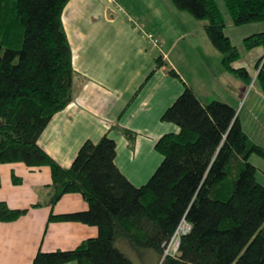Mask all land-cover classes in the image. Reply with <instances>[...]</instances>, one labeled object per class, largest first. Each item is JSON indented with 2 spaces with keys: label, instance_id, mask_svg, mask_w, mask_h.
Instances as JSON below:
<instances>
[{
  "label": "trees",
  "instance_id": "trees-1",
  "mask_svg": "<svg viewBox=\"0 0 264 264\" xmlns=\"http://www.w3.org/2000/svg\"><path fill=\"white\" fill-rule=\"evenodd\" d=\"M68 1L0 0V166H49L47 204L77 192L88 208L51 213L48 222L98 228L97 236L75 248L38 250L31 264H133L122 246L151 249L159 255L158 264H264V185L250 160L252 154L264 158V146L244 130L232 104L217 99L204 103L184 82L162 115L179 130L158 139L155 147L163 159L140 186L117 166L116 142L107 134L96 142L86 140L69 167L38 144L53 115L74 96L73 52L62 20ZM172 1L205 21L223 66L250 83L248 70L232 64L244 51L264 47V31L246 36L239 48L225 32L228 21L217 0ZM223 2L236 26L264 21V0ZM169 73L181 79L176 70ZM255 79L264 96V65ZM122 131L134 137L130 130ZM14 181L20 178L14 175ZM27 211L0 198V221L16 220ZM183 221L190 229L181 234L178 252L165 254Z\"/></svg>",
  "mask_w": 264,
  "mask_h": 264
},
{
  "label": "crops",
  "instance_id": "crops-1",
  "mask_svg": "<svg viewBox=\"0 0 264 264\" xmlns=\"http://www.w3.org/2000/svg\"><path fill=\"white\" fill-rule=\"evenodd\" d=\"M132 17L121 3L113 0L68 1L62 20L73 52L74 96L53 115L38 144L60 165L69 167L86 140L96 142L107 134L116 142L117 166L140 186L163 159L155 147L158 139L179 130L175 123L163 120L162 115L183 91L184 82L204 103L212 101V97H206L207 100L203 97L212 86L207 79L202 85L196 83V87L169 58H162L163 64L158 66V56L146 35L137 32ZM141 18L147 19L146 16ZM160 35L164 40L167 38ZM250 53L254 58L259 57L264 47L244 51L232 65L244 67L253 75L246 60ZM171 68L182 80L169 73ZM257 95L263 96L259 92L246 96L248 111L257 105ZM122 129L130 130L134 137L130 139ZM14 175L20 178L19 182L14 181ZM0 177V198L12 208H28L27 213L16 220L0 221V264H31L38 250L72 249L83 240L97 236L98 228L93 225L75 221L48 222L51 213L88 208V203L77 192L64 194L53 206L47 204L52 182L49 166L4 163L0 166ZM38 202L42 205L34 206Z\"/></svg>",
  "mask_w": 264,
  "mask_h": 264
},
{
  "label": "rangeland",
  "instance_id": "rangeland-1",
  "mask_svg": "<svg viewBox=\"0 0 264 264\" xmlns=\"http://www.w3.org/2000/svg\"><path fill=\"white\" fill-rule=\"evenodd\" d=\"M113 1L116 4L121 3L127 12L132 14L131 20L137 32L139 30L159 40L161 45L158 47L150 44L156 56L169 58V61L174 62L194 84L202 85L208 79L212 89L208 95L205 94L207 96H203L204 99L212 97L211 100L216 98L231 102L239 114L244 130L251 139L264 146L263 96H256L257 105L250 109L254 112L247 110L246 98L250 93L261 94L255 78L260 66L264 65V53L255 58L252 57L253 53L246 56V60L253 69L252 81L247 83L223 66L222 54L210 40L204 26L205 21L195 18L188 11L179 9L172 0ZM217 2L228 21L225 32L233 42L239 44V48L246 36L264 31V21L234 25L223 0H217ZM142 16H146L147 19L141 18ZM149 26L152 28H148ZM160 34H164L167 38L164 40ZM254 62H257L255 66ZM210 72L212 74L208 77ZM197 84L196 87H198ZM250 160L258 169L256 174L258 181L264 185V158L252 154ZM121 248L131 258L133 264H158L160 261L159 255L151 249L135 251L124 246Z\"/></svg>",
  "mask_w": 264,
  "mask_h": 264
},
{
  "label": "built area",
  "instance_id": "built-area-1",
  "mask_svg": "<svg viewBox=\"0 0 264 264\" xmlns=\"http://www.w3.org/2000/svg\"><path fill=\"white\" fill-rule=\"evenodd\" d=\"M148 41L155 47H158L160 44L157 38H152L149 35H146ZM190 229V224L186 221L181 222L180 226L176 230L175 234L172 236L171 240L167 243L165 248V254H176L179 249L180 236L183 233H186Z\"/></svg>",
  "mask_w": 264,
  "mask_h": 264
}]
</instances>
